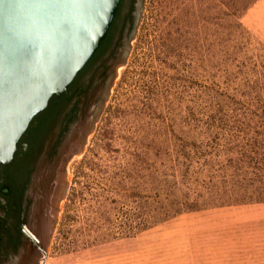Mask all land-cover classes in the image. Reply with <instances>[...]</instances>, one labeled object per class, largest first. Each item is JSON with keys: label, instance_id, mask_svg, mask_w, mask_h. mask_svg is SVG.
<instances>
[{"label": "rangeland", "instance_id": "374dc122", "mask_svg": "<svg viewBox=\"0 0 264 264\" xmlns=\"http://www.w3.org/2000/svg\"><path fill=\"white\" fill-rule=\"evenodd\" d=\"M129 42L28 264H264V0H143Z\"/></svg>", "mask_w": 264, "mask_h": 264}, {"label": "water", "instance_id": "95a60500", "mask_svg": "<svg viewBox=\"0 0 264 264\" xmlns=\"http://www.w3.org/2000/svg\"><path fill=\"white\" fill-rule=\"evenodd\" d=\"M142 1L137 0L129 38L137 35ZM118 3L119 0H0V165L12 159L30 122L53 96L67 89L96 51ZM129 51L128 40L123 57ZM115 67L116 64L108 83L101 88L95 127L98 113H104ZM92 81L90 102L99 91L97 78Z\"/></svg>", "mask_w": 264, "mask_h": 264}, {"label": "flooded vegetation", "instance_id": "af4514ba", "mask_svg": "<svg viewBox=\"0 0 264 264\" xmlns=\"http://www.w3.org/2000/svg\"><path fill=\"white\" fill-rule=\"evenodd\" d=\"M136 9L137 0H119L106 36L91 59L58 96L51 110L34 117L17 142L12 159L0 165V264H28L29 248L44 252L53 223L51 206L57 204L64 187L57 172L81 149L98 112L101 88L125 54ZM89 67L91 73L87 71ZM93 77L97 78L99 91L90 102ZM75 134L77 141L73 145ZM51 190L56 193L49 196ZM41 226L43 234L37 232Z\"/></svg>", "mask_w": 264, "mask_h": 264}, {"label": "trees", "instance_id": "16d2710c", "mask_svg": "<svg viewBox=\"0 0 264 264\" xmlns=\"http://www.w3.org/2000/svg\"><path fill=\"white\" fill-rule=\"evenodd\" d=\"M91 59V58H90ZM89 59V60H90ZM57 99H58V96H53L50 100H49V102H48V105L46 106V108L44 109V110H42L41 112H39V114H37L36 116H35V119L36 118H38V117H41L42 115H44L46 112H49L50 110H51V107H52V105H53V103L55 102V101H57ZM34 119V120H35ZM31 128V127H30ZM29 128V129H30Z\"/></svg>", "mask_w": 264, "mask_h": 264}]
</instances>
